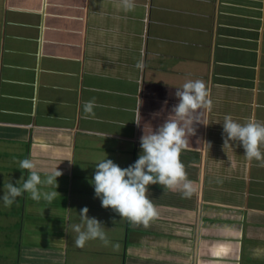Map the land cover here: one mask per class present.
Instances as JSON below:
<instances>
[{"label":"crops","instance_id":"crops-1","mask_svg":"<svg viewBox=\"0 0 264 264\" xmlns=\"http://www.w3.org/2000/svg\"><path fill=\"white\" fill-rule=\"evenodd\" d=\"M133 2L0 0V186L26 178L24 158L42 178L61 171L52 201L0 202V264H264V158L249 161L222 136L225 114L264 122V0ZM189 79L205 83L208 101L196 115L207 125L194 121L180 153L189 194L149 185L147 224L101 207L88 182L95 163L135 161L143 130ZM85 206L107 244L75 245Z\"/></svg>","mask_w":264,"mask_h":264},{"label":"clouds","instance_id":"clouds-1","mask_svg":"<svg viewBox=\"0 0 264 264\" xmlns=\"http://www.w3.org/2000/svg\"><path fill=\"white\" fill-rule=\"evenodd\" d=\"M125 10L134 7L133 0H122ZM138 68L143 62L137 63ZM177 103L172 105L168 115L150 134H143L139 138L137 159L127 167H121L112 159H100L93 166L95 171L88 182L93 187L94 196L101 202V207L110 208L120 218H127L133 223L147 224L156 215V208L148 196L149 185H162L169 189L184 190L188 195L191 182L186 179L184 165L180 160L181 150L186 146L188 138L196 131L194 121L202 122L196 118L198 110L205 106L207 90L205 83L200 79L186 80L182 86L175 88ZM143 101L137 95L136 118L133 120L141 125L140 106ZM167 103V101H165ZM85 118L95 115V99L83 104ZM160 113H153V117ZM143 119V118H142ZM207 125V124H205ZM222 136L225 145L233 142L243 148V155L249 160L264 158V122L249 118L241 123L234 120L231 114H225L222 122ZM71 162L69 159H64ZM63 161V160H62ZM21 169L28 170L26 178L22 173L15 183L9 180L2 188L0 202L3 206H11L17 197L29 193L34 200L44 199L52 201L57 194L58 180L61 171L56 166L54 170L45 172L43 178L36 163L31 158L19 161ZM23 178V182L19 181ZM41 185H55L54 191H42ZM60 194V193H59ZM61 195V194H60ZM80 223L72 225L76 232L74 243L83 247L88 240L99 239L107 244L109 241L104 230V224L96 217L88 215L87 206L79 211Z\"/></svg>","mask_w":264,"mask_h":264}]
</instances>
